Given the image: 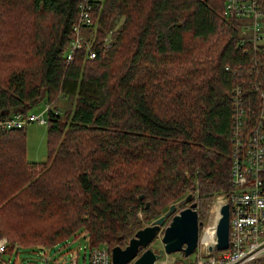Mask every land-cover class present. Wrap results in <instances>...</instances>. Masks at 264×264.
Segmentation results:
<instances>
[{
  "label": "trees",
  "instance_id": "1",
  "mask_svg": "<svg viewBox=\"0 0 264 264\" xmlns=\"http://www.w3.org/2000/svg\"><path fill=\"white\" fill-rule=\"evenodd\" d=\"M77 4L0 0V120L40 100L57 110L46 113L44 161L26 159L28 123L0 129V238L15 257L79 232L89 246H124L189 192L202 223L230 188L229 94L240 79L225 66L264 65V50L242 51L224 0L93 1L88 28L102 39L115 28L111 42L66 63Z\"/></svg>",
  "mask_w": 264,
  "mask_h": 264
},
{
  "label": "built area",
  "instance_id": "2",
  "mask_svg": "<svg viewBox=\"0 0 264 264\" xmlns=\"http://www.w3.org/2000/svg\"><path fill=\"white\" fill-rule=\"evenodd\" d=\"M93 1L100 0H78L77 17L63 56L66 63L75 59L79 50H83L87 58L95 57L93 43L83 35V30L94 22ZM223 16L238 22L237 39H240L238 43L243 52L264 50V7L258 0H224ZM111 39L110 33L107 34L101 48L108 47ZM261 68L264 65L254 56L250 57L249 63L234 65L230 69L225 66L234 78L240 79L232 85L229 94L230 188L216 195L206 217L202 223L199 222L197 245L192 252L194 256L189 258L192 253L184 256L182 252L179 258L164 254L154 264H264V69ZM251 90L253 94L248 96ZM50 111L57 113L44 103L37 114L16 112L0 120V129L21 128L34 121L46 123V113ZM195 196L193 194L191 202H194ZM224 203L228 204V244L224 249H217L215 229ZM180 205L178 202L175 212ZM58 245H55L56 250ZM6 247V239L0 238V259ZM44 249L39 247L47 264L49 258ZM70 255L68 264H77L76 254ZM84 257L83 254V264ZM86 257L87 264H112L111 247L105 243L88 245ZM0 264L4 261L0 260Z\"/></svg>",
  "mask_w": 264,
  "mask_h": 264
},
{
  "label": "water",
  "instance_id": "3",
  "mask_svg": "<svg viewBox=\"0 0 264 264\" xmlns=\"http://www.w3.org/2000/svg\"><path fill=\"white\" fill-rule=\"evenodd\" d=\"M142 194L138 196L139 199ZM192 194L187 193L180 201L189 204L180 208L176 213V204L170 203L167 209L148 224L135 230L128 238L124 246L111 247L112 264H154L155 260L164 254L182 252L188 256L197 245L199 221L195 202H191ZM149 202L145 201L144 208H148ZM174 213V214H172ZM172 214V215H171ZM171 215V216H170ZM169 217V221L163 228L160 242L161 246H149V243L157 236L160 227ZM216 248L224 249L228 244V204L224 203L220 208V217L216 223Z\"/></svg>",
  "mask_w": 264,
  "mask_h": 264
},
{
  "label": "rangeland",
  "instance_id": "4",
  "mask_svg": "<svg viewBox=\"0 0 264 264\" xmlns=\"http://www.w3.org/2000/svg\"><path fill=\"white\" fill-rule=\"evenodd\" d=\"M95 22L96 20L98 21V11L96 10L95 12ZM96 25L93 27H86L83 30V35L88 38L93 45L99 44L100 40L102 38H98L96 33ZM115 28L113 30H110L109 32L106 33L104 38L107 36V34L110 33V35L114 32ZM113 31V32H112ZM112 37V35H111ZM103 38V39H104ZM102 39V40H103ZM45 100H40L36 105L30 107L27 110V113H34L37 114L41 111V109L44 106ZM60 103L62 105H66V102L64 100H60ZM62 107V106H60ZM25 134H26V143H25V156L26 159L29 161H44L47 157L48 154V149L46 146V129L47 125L46 123H40V122H31L28 123L25 127ZM184 192V191H183ZM216 196H214L211 199V202L209 203L208 209L206 211V215L210 208L212 207L213 200L215 199ZM177 207V204L176 206ZM166 209V208H165ZM176 213V212H174ZM172 213V214H174ZM171 214V215H172ZM170 215V216H171ZM139 216H142L139 214ZM153 219V218H152ZM151 219V220H152ZM151 220L148 219V221L143 220L141 223V227L145 226L148 224ZM169 221V217L164 221V224L160 227V234L157 235L152 242L150 243L149 246H155L156 248L161 246L160 242V237L163 231L164 226L166 223ZM5 238V237H2ZM6 239V238H5ZM7 240V239H6ZM9 244V243H8ZM88 242H87V235L84 232H79L78 234H75V236H71L68 238V241L59 244V249L56 250L57 246H52L50 248H45L44 251L46 253V256L49 258V261L47 264H68V260L71 258L70 254H76L78 257V263L77 264H83L82 256L83 254L85 255L84 257V264H87V257L86 254L88 252ZM38 246L36 247H31V248H18L17 256L15 257L14 255L10 256L9 260V254L11 251L7 247V251L2 255L3 259L6 260V264H45L43 261V255L40 253L39 247L41 246L40 244H37ZM60 254V255H58ZM171 255L179 258L181 257L180 252H172L170 253ZM194 256V253H192L189 258H192Z\"/></svg>",
  "mask_w": 264,
  "mask_h": 264
},
{
  "label": "flooded vegetation",
  "instance_id": "5",
  "mask_svg": "<svg viewBox=\"0 0 264 264\" xmlns=\"http://www.w3.org/2000/svg\"><path fill=\"white\" fill-rule=\"evenodd\" d=\"M188 204H189V203H188ZM188 204H185V206H187ZM151 242H152V241H151ZM151 242H150V243H151ZM150 243H149V245H150Z\"/></svg>",
  "mask_w": 264,
  "mask_h": 264
},
{
  "label": "bare ground",
  "instance_id": "6",
  "mask_svg": "<svg viewBox=\"0 0 264 264\" xmlns=\"http://www.w3.org/2000/svg\"><path fill=\"white\" fill-rule=\"evenodd\" d=\"M240 45V44H239ZM262 69V68H261ZM179 201V200H178Z\"/></svg>",
  "mask_w": 264,
  "mask_h": 264
}]
</instances>
